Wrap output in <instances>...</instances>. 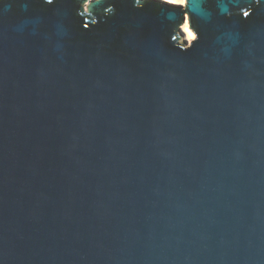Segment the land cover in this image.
<instances>
[{
    "label": "water",
    "instance_id": "water-1",
    "mask_svg": "<svg viewBox=\"0 0 264 264\" xmlns=\"http://www.w3.org/2000/svg\"><path fill=\"white\" fill-rule=\"evenodd\" d=\"M0 264H264V0H0Z\"/></svg>",
    "mask_w": 264,
    "mask_h": 264
},
{
    "label": "bare ground",
    "instance_id": "bare-ground-1",
    "mask_svg": "<svg viewBox=\"0 0 264 264\" xmlns=\"http://www.w3.org/2000/svg\"><path fill=\"white\" fill-rule=\"evenodd\" d=\"M161 2H167V3H173V4H177V5H181V6H185L186 4V0H158Z\"/></svg>",
    "mask_w": 264,
    "mask_h": 264
},
{
    "label": "rangeland",
    "instance_id": "rangeland-1",
    "mask_svg": "<svg viewBox=\"0 0 264 264\" xmlns=\"http://www.w3.org/2000/svg\"><path fill=\"white\" fill-rule=\"evenodd\" d=\"M177 5V4H176Z\"/></svg>",
    "mask_w": 264,
    "mask_h": 264
}]
</instances>
